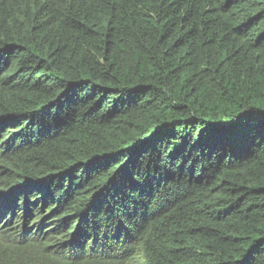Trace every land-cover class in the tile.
<instances>
[{"label": "trees", "instance_id": "obj_1", "mask_svg": "<svg viewBox=\"0 0 264 264\" xmlns=\"http://www.w3.org/2000/svg\"><path fill=\"white\" fill-rule=\"evenodd\" d=\"M0 264H264V0H0Z\"/></svg>", "mask_w": 264, "mask_h": 264}]
</instances>
